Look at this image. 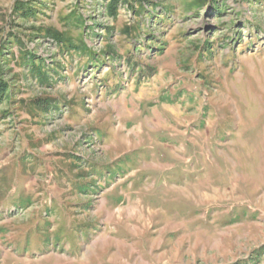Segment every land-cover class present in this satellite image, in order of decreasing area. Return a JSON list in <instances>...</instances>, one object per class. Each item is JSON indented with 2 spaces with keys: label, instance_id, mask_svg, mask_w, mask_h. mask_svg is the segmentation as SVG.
<instances>
[{
  "label": "rangeland",
  "instance_id": "obj_1",
  "mask_svg": "<svg viewBox=\"0 0 264 264\" xmlns=\"http://www.w3.org/2000/svg\"><path fill=\"white\" fill-rule=\"evenodd\" d=\"M0 264H264V0H0Z\"/></svg>",
  "mask_w": 264,
  "mask_h": 264
}]
</instances>
